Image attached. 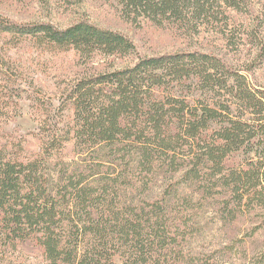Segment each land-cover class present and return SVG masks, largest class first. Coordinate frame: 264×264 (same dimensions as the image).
<instances>
[{
    "label": "trees",
    "instance_id": "trees-1",
    "mask_svg": "<svg viewBox=\"0 0 264 264\" xmlns=\"http://www.w3.org/2000/svg\"><path fill=\"white\" fill-rule=\"evenodd\" d=\"M118 2L128 19L185 26L215 5L250 12L253 0ZM252 32L251 66L199 51L140 57L73 81L59 109L68 121L44 113L37 152L0 142V264H202L186 251L207 212L222 226L249 217L250 235L264 236V88L251 80L264 41ZM0 38L86 60L135 54L125 35L85 20L60 29L0 16ZM248 263L264 264V244Z\"/></svg>",
    "mask_w": 264,
    "mask_h": 264
},
{
    "label": "rangeland",
    "instance_id": "rangeland-1",
    "mask_svg": "<svg viewBox=\"0 0 264 264\" xmlns=\"http://www.w3.org/2000/svg\"><path fill=\"white\" fill-rule=\"evenodd\" d=\"M211 12V17L203 15L184 26L173 20L156 24L144 17L128 19L118 0H0V16L10 21L49 22L62 29L85 20L122 33L135 47L134 55L106 58L96 54L86 60L74 51L44 52L29 42L12 48L0 38V70H9L14 77L4 82L0 78V114H16L13 119L0 117V142L22 140L26 153L37 152L39 144L32 134L43 114H49L51 125L62 126L68 121L70 111L59 109L63 92L73 81L130 67L140 57L199 51L222 57L233 68L251 66L255 49L246 35L253 30L252 35L264 41V0H253L249 13L217 5ZM253 69L252 82L264 88V65ZM252 223L249 217H242L222 226L207 212L199 223L201 232L188 240L186 252L202 264H249L264 244L261 233L250 235ZM19 264L38 263L22 260Z\"/></svg>",
    "mask_w": 264,
    "mask_h": 264
}]
</instances>
